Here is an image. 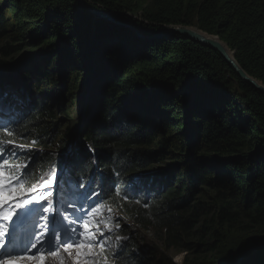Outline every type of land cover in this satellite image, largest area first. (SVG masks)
<instances>
[{
	"label": "trees",
	"instance_id": "1",
	"mask_svg": "<svg viewBox=\"0 0 264 264\" xmlns=\"http://www.w3.org/2000/svg\"><path fill=\"white\" fill-rule=\"evenodd\" d=\"M85 1L126 25L94 18L75 0H0V122L32 141V168L51 177L65 167L56 144L69 150L83 121L63 182L65 211L78 215L74 198L107 200L139 230L160 231L163 246L185 254L180 264L217 254L216 230L263 232L264 92L216 50L160 31L196 27L218 36L264 85V0ZM110 33L120 42H110ZM62 69L72 105L83 81L95 78L84 119L59 99ZM5 132L0 141L16 138ZM164 163L173 168L151 172ZM101 174L115 183L97 197ZM127 230L117 231L127 239L114 264H173L155 259L154 249ZM189 252L199 261L185 259ZM238 263L263 264L244 257Z\"/></svg>",
	"mask_w": 264,
	"mask_h": 264
},
{
	"label": "rangeland",
	"instance_id": "2",
	"mask_svg": "<svg viewBox=\"0 0 264 264\" xmlns=\"http://www.w3.org/2000/svg\"><path fill=\"white\" fill-rule=\"evenodd\" d=\"M79 4V2H77ZM83 8V7H82ZM85 13H89V10L88 9H85L83 8ZM139 15V13L137 14V16ZM94 17V16H93ZM94 18H99V17H94ZM99 19H103V20H108L106 18H99ZM111 22V21H110ZM193 28H196V27H193ZM142 33L141 31L139 32V35L137 36H141ZM110 42H117L119 43L120 42V38H119V35L117 33H110ZM29 44L26 43L24 46H22L20 49L22 50L21 51V54L20 56H24L25 58L29 55H30V51H29ZM27 47V48H26ZM26 48V50H25ZM33 48H38V47H33ZM43 48H39L37 50L36 53H38L39 50H42ZM232 56V54H231ZM230 56V57H231ZM26 60V59H24ZM22 61V60H21ZM23 64H24V61H23ZM25 65V64H24ZM62 74L59 73V75H57V80L58 82L60 83L59 85V99L60 100H64V103L67 105V107H70L69 105H71V108L74 110V112H71L72 113V116L75 117L77 113H80L81 116L83 118H85L86 116V105H87V98H89L90 96V93L91 91L93 90V81H94V77H90V78H86L84 81H83V86L81 88V90H79L77 93L78 95H74V97H78L77 98V102L72 105V97L70 98V95H69V89H70V81L68 82L67 84V87L64 88L66 85H64V78L66 76V71L65 70H61L60 71ZM69 72V71H68ZM64 85V87H63ZM19 86H23V85H19ZM86 95V96H85ZM70 108V109H71ZM89 112V111H88ZM87 112V114H88ZM36 132V129L33 128L32 129V132H30V135H33L34 133ZM79 134V132H78ZM8 135V134H7ZM14 137H16L15 135H12ZM18 138V137H16ZM79 140V138H78ZM77 139H75V141L73 140L71 143H70V147H69V150L66 148V149H61L60 148V145L59 143L56 144L58 146V148H56L53 152L55 153L56 155V158L58 156H61V152L62 151H65L62 152V154L64 155V157H66V160L64 163H70L72 160H73V156L75 154V151L77 149ZM29 143V141H28ZM13 145L12 144H8L7 145V148H10L12 149ZM9 149V150H10ZM22 156V155H20ZM19 156V157H20ZM183 156V155H182ZM11 161V160H10ZM13 164V163H12ZM61 165V164H60ZM62 166V165H61ZM170 167H172L171 165H169L168 163H164L162 164V167H154L152 169L151 172H165L164 169H169ZM173 168V167H172ZM7 170V169H5ZM64 173H65V167H60V171L57 173L58 176H59V180L55 183H53L52 181V176L49 177V176H45L42 180H41V183H38V182H34V185H36V189H35V192H43L45 194H51V196L55 197L56 199L59 198V195H60V188L62 186V181H63V176H64ZM138 178H141V176L137 175ZM47 183L48 186H45V184ZM152 187L155 188V186L153 185H150V186H146L147 189H152ZM21 189V188H20ZM19 191V186H17V188L15 189V191L11 190V189H7V188H0V192H6L8 196L12 197V199H7L9 200L8 204L6 205L7 207L9 206L10 209L12 210H17L16 208V203L18 202H22L23 200V197L22 195H20V192ZM35 195L34 191H32L31 193L29 192L27 194V197L29 198V204L32 203V197ZM7 200H4L2 203H0L1 205L3 204H6V201ZM13 200L16 201V203H13ZM93 201V203L90 204L89 202V205H93L94 204V198L91 200ZM29 204H25V207H29ZM52 204V215L56 216V219L54 221L57 220V218L59 217V212L57 211L56 207H55V201L51 203ZM97 204V203H95ZM101 206H96V205H93L91 206L92 208L90 209L89 207H85V211H86V214L83 216L82 221L80 223V229L81 231L83 232L84 229H83V223L85 222H88L90 224L93 225V230H94V227H95V223H99L100 225V228L101 229H104V223L103 221L105 220H110V223H111V226L113 228V230L115 229V224L116 223H119L120 225V228L121 227H127L128 230L130 232V234H135V235H138V237H140V241H141V246H150L154 249V252H153V257L156 259L157 257L159 259H169L170 260V263H173V264H180V259L181 257L185 256V254L183 253H176L174 252L173 250H171L170 248H168L167 246H163V241L162 239H160L161 237V232L157 230H153L151 229L150 231H144V230H139L138 227L132 225L128 220H124L123 217H122V214H121V211L118 209L119 207H109L108 208V203H107V200L105 201H100L99 203ZM69 207V206H68ZM34 208V206H33ZM110 210V211H109ZM58 213V215H57ZM7 215V214H5ZM45 215V214H44ZM47 215L44 216L43 220L45 221L44 223L46 224L47 222ZM39 217H36V216H33L31 217L30 215L27 216L23 223L25 226H33L34 223H35V219ZM12 219L13 220H16L17 217L16 215L12 216ZM89 219V221H88ZM5 220L2 219V222L3 223ZM10 224H12V220H8V221H5V223L3 224H0V226H2L1 229H6ZM14 228H16V231L17 229H21L20 228V224H18L16 222V224L13 225ZM52 228V227H51ZM14 230V229H13ZM218 234L221 235V243L219 244V249H218V252L217 254H214V256L212 255V257H210L211 259H209L208 257L205 259L206 262H204L203 264H239L238 261H240L243 257L244 258H251V260H255V259H259L262 261V263L264 264V231L263 232H259V233H254V232H251V233H242V232H239V231H231V230H226L225 228L223 229H219V230H216ZM110 232H107L105 231V235L108 236ZM23 237L21 234L17 233V236L15 237V240H19L20 243L23 242ZM26 238V237H25ZM113 242V239L111 238L109 241H108V244L106 245V248L108 249V258L106 259L108 262H111L114 260L113 258V250L115 248V243L112 244ZM99 247H96L94 249L91 250V256L88 258V260H85L83 259V256H81L79 258V264H93V263H97L99 260H101L100 262L103 263L105 262L102 258V256L100 255L99 253ZM85 252H87L88 250H84ZM70 252H71V256L69 255H64L62 256L63 259H64V264H73V260L76 259L77 257V253H76V249L75 247H73L72 249H70ZM190 254L192 253H188V256L185 257L188 258V260H192L193 262L196 261L198 262L199 261V256H197V258L192 255V256H189ZM96 255H99L98 258H93V256H96ZM46 257H48L49 259H47V264H60V257L58 260H54V257L52 255H47L46 254ZM247 260V259H246ZM87 262V263H86ZM45 264V262H44ZM98 264V263H97Z\"/></svg>",
	"mask_w": 264,
	"mask_h": 264
},
{
	"label": "snow or ice",
	"instance_id": "3",
	"mask_svg": "<svg viewBox=\"0 0 264 264\" xmlns=\"http://www.w3.org/2000/svg\"><path fill=\"white\" fill-rule=\"evenodd\" d=\"M0 129H3L7 132L9 136H12L13 130L9 128V126L3 122H0ZM35 141H33L34 143ZM12 144V149H8L7 145ZM17 149L25 153V161L20 164H12L11 161L7 158L6 153L9 151L11 155L17 156ZM28 146L22 144H16L13 140L0 141V188H7L15 191L17 186L23 188L30 181V174L27 171L31 167V161H34L35 157L28 154ZM7 169V170H5ZM59 180V176L56 172L52 173V181L53 183ZM115 183L111 176L101 174V193H93L99 197L104 193L105 187L110 190L112 185ZM45 186H48L47 183ZM35 195L32 197V203L29 204V200L25 199L21 203H16L13 200V203H16V208H22V212H16V217L21 221V225L23 224L24 219L33 211V206L39 203V199L45 198L46 194L43 192H35V187L33 190ZM117 194H122L125 198L128 196L127 190H122L119 187L116 189ZM12 199V197L8 196L6 192H0V203L4 200ZM49 205H51V201H48ZM25 204H29V207H25ZM44 213L49 212L48 207H43ZM110 211V210H109ZM58 215V213H57ZM43 219L44 217L41 216ZM5 221L12 220V224H10L6 229L0 230V257L3 259L0 260V264H22L23 261H31L35 262V264H44L46 260L45 253L52 255L53 257H60V264H64V259L61 256L58 249L63 246V251L68 253L71 256L70 249L75 247L77 257L73 260V264H79V258L84 256L85 260H87L91 256V250L99 247L104 249L108 244V241L111 239L110 236L105 235V231L111 232L113 228L111 226L110 220L103 221L104 229L100 228L99 223H95V227L93 230V225L85 222L83 223L82 232L80 227H64L62 231H57L50 227L52 222L56 219V216L49 215L47 218V223L42 225L41 227L46 231H42L39 235H36L34 239L29 240L27 244H25L20 252L14 251L16 247L20 245L18 243H14L13 240L9 239L11 232L13 231V225L16 224V221L12 219V216L5 215L3 217ZM64 219H68V217H64ZM81 217L77 216L71 221L70 224H76L77 220H80ZM116 228H119L120 225L117 223L115 225ZM2 228V226H0ZM55 237V241L54 238ZM126 240L127 237H116L117 241ZM46 245V247H45ZM53 248H56L57 251H53ZM33 249L36 251L33 253ZM88 250L85 252L84 250ZM120 252L113 250V256H119Z\"/></svg>",
	"mask_w": 264,
	"mask_h": 264
},
{
	"label": "water",
	"instance_id": "4",
	"mask_svg": "<svg viewBox=\"0 0 264 264\" xmlns=\"http://www.w3.org/2000/svg\"><path fill=\"white\" fill-rule=\"evenodd\" d=\"M76 2H79V4L85 8L88 9L90 14L94 17H101V18H106L108 20H110L111 22L115 23V24H121V25H126L123 22H120L118 20H114L112 19L106 12L98 10L96 8H93L91 6L88 5V3L85 0H75ZM128 28L136 35H139L140 29L135 28L133 26H128ZM176 32L180 35L189 37L203 45H206L214 50H216L223 58L225 61H227L234 69V71L236 72V74L243 80H245L246 82L250 83L251 85H253L256 89L264 92V85L254 79L253 77L249 76L237 63V61L234 58V52L227 46V44L225 42H223L222 40L219 39L218 36L216 35H210L207 34L205 32H202L201 30L197 29V28H193V27H173L170 28L168 30H164V31H160V32ZM228 50L231 52L232 56L230 57L228 55ZM84 119V118H83ZM83 127V121L81 122V130ZM81 131H79V134L77 136V138L79 137ZM76 138V139H77Z\"/></svg>",
	"mask_w": 264,
	"mask_h": 264
},
{
	"label": "bare ground",
	"instance_id": "5",
	"mask_svg": "<svg viewBox=\"0 0 264 264\" xmlns=\"http://www.w3.org/2000/svg\"><path fill=\"white\" fill-rule=\"evenodd\" d=\"M228 55L229 56H231V53L228 51ZM82 131V130H81ZM26 143H24L23 145H25ZM30 148H33V146H32V144H30ZM24 153V152H23ZM11 154V153H10ZM36 182H38V183H41V181H39V180H37ZM18 192H20V195H22V197H23V200H25V199H28L29 200V198L27 197V194L29 193V190H23V191H18ZM51 199V196L50 195H48V194H46V196H45V198H43L42 200L45 202V203H47L49 200ZM75 199V198H74ZM22 200V201H23ZM30 201V200H29ZM8 202H9V200H7L6 201V204H5V206H4V208H7V204H8ZM18 203H21V202H18ZM43 207H46V206H44L43 205ZM34 208H37V205L35 204L34 205ZM22 209V208H21ZM66 209H69V207H68V205H65L64 207H62V208H60V210H59V217L57 218V220H58V222L56 223L55 221H53L52 222V224H54L55 226L54 227H52L53 229H55V230H57V231H62L63 230V226L62 225H65L66 227H69V228H72V227H79L80 226V223L83 221V220H77L76 221V224H70L69 223V221H71L72 219H74L75 217H77L76 216V214L75 213H73V214H70V213H67L65 210ZM71 210H73V209H71ZM41 211H43L42 209H38V213L41 215V216H45L44 215V212H41ZM29 216V215H28ZM36 217H39V216H36ZM64 217H68V219H64ZM48 218V217H47ZM0 222H2V219L0 218ZM47 222V221H46ZM84 222V221H83ZM57 251V250H56ZM58 251L60 252V254L62 255V256H64V255H68V253H66V252H64L63 251V246H61L59 249H58ZM117 251H120V250H118L117 249ZM100 253V255H101V253L102 252H99ZM98 256L99 255H96V256H93V258L95 259V258H98ZM102 256V255H101ZM103 258V257H102ZM47 259H49L48 257L46 258V260L44 261L45 262V264H47ZM59 259V256L58 257H54V260H58ZM83 259H85L84 258V256H83ZM88 260V259H87ZM87 263V262H86ZM104 264H106V261L105 262H103ZM93 264H96V263H93Z\"/></svg>",
	"mask_w": 264,
	"mask_h": 264
}]
</instances>
